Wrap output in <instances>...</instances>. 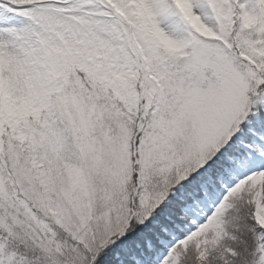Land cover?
Returning a JSON list of instances; mask_svg holds the SVG:
<instances>
[{
	"label": "snow or ice",
	"instance_id": "obj_1",
	"mask_svg": "<svg viewBox=\"0 0 264 264\" xmlns=\"http://www.w3.org/2000/svg\"><path fill=\"white\" fill-rule=\"evenodd\" d=\"M0 264H264V0H0Z\"/></svg>",
	"mask_w": 264,
	"mask_h": 264
}]
</instances>
